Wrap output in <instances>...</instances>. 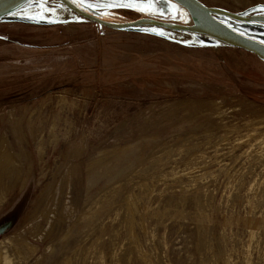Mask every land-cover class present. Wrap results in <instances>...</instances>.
Returning a JSON list of instances; mask_svg holds the SVG:
<instances>
[{
	"label": "rangeland",
	"instance_id": "374dc122",
	"mask_svg": "<svg viewBox=\"0 0 264 264\" xmlns=\"http://www.w3.org/2000/svg\"><path fill=\"white\" fill-rule=\"evenodd\" d=\"M198 1L264 15V0ZM39 3L0 16L15 159L0 172V264H264V62L196 33L108 29L57 0L27 18ZM152 3L87 12L193 23ZM217 19L264 45V24Z\"/></svg>",
	"mask_w": 264,
	"mask_h": 264
},
{
	"label": "water",
	"instance_id": "95a60500",
	"mask_svg": "<svg viewBox=\"0 0 264 264\" xmlns=\"http://www.w3.org/2000/svg\"><path fill=\"white\" fill-rule=\"evenodd\" d=\"M29 0H0V16L5 15L14 9L25 4ZM67 10L100 26L113 30H122L138 26H151L163 28L171 31L190 32L204 35L216 41H219L228 46L238 48L245 52L255 55L258 59L264 62V45L258 42L249 40L217 19V17H225L242 23H261L264 24V15L241 16L229 11L207 7L198 0H170L183 8L192 19L193 23L189 26L161 22L149 18H140L135 21L125 23H113L105 21L97 16H94L86 11L78 8L69 0H58ZM194 18L199 19L201 24H196Z\"/></svg>",
	"mask_w": 264,
	"mask_h": 264
},
{
	"label": "snow or ice",
	"instance_id": "6c2138e0",
	"mask_svg": "<svg viewBox=\"0 0 264 264\" xmlns=\"http://www.w3.org/2000/svg\"><path fill=\"white\" fill-rule=\"evenodd\" d=\"M74 3H76L77 7L82 8L85 11H88L92 8H126V9H132L139 12H148L151 11V9L154 7L152 0H120V2H117V0H95V2H91V0H73ZM40 11L33 16H29L27 18L29 19H36L44 18L45 12H54V8H50L47 6V0H40V3L38 5ZM175 7V5H173Z\"/></svg>",
	"mask_w": 264,
	"mask_h": 264
},
{
	"label": "bare ground",
	"instance_id": "6f19581e",
	"mask_svg": "<svg viewBox=\"0 0 264 264\" xmlns=\"http://www.w3.org/2000/svg\"><path fill=\"white\" fill-rule=\"evenodd\" d=\"M58 1V0H57ZM59 2V1H58ZM63 6V5H62ZM194 22L196 24H201V22L199 21V19L197 18H194ZM258 141V140H257ZM260 141V140H259ZM10 148H8V142L6 141V138H4L3 136L0 137V172H4L6 171V169L8 168L9 165L13 166L14 165V162H15V159L11 153V151L9 150ZM264 149V148H263ZM261 149V150H263ZM258 153V152H257ZM259 153H260V150H259ZM263 153V152H262ZM259 156V155H258ZM257 156V157H258ZM264 156V155H262ZM260 159V158H259ZM19 168L17 167V170L18 171ZM1 174V173H0ZM13 176V175H12ZM17 178V176H16ZM8 190V189H7ZM1 191V190H0ZM4 192V190H2ZM7 192V191H6ZM5 195V194H4ZM0 197H2L0 195ZM4 198V197H3ZM1 199V198H0Z\"/></svg>",
	"mask_w": 264,
	"mask_h": 264
},
{
	"label": "trees",
	"instance_id": "16d2710c",
	"mask_svg": "<svg viewBox=\"0 0 264 264\" xmlns=\"http://www.w3.org/2000/svg\"><path fill=\"white\" fill-rule=\"evenodd\" d=\"M87 12V11H86ZM87 13H90V12H87ZM91 14V13H90ZM93 15V14H92Z\"/></svg>",
	"mask_w": 264,
	"mask_h": 264
}]
</instances>
